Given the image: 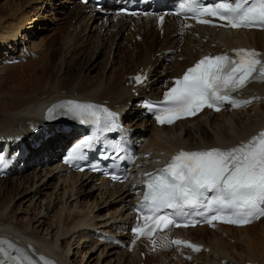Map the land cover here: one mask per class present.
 Listing matches in <instances>:
<instances>
[{
    "label": "bare ground",
    "instance_id": "bare-ground-1",
    "mask_svg": "<svg viewBox=\"0 0 264 264\" xmlns=\"http://www.w3.org/2000/svg\"><path fill=\"white\" fill-rule=\"evenodd\" d=\"M52 1L0 0V51L12 48L13 52L17 49L15 45L25 40L29 43L32 56L42 55L28 62L30 71L25 80L7 86L8 91L0 92V141L12 139L15 142L22 137L31 144V139L37 137L40 130L50 131L51 127L42 121L45 106L65 97L107 104L125 111L123 119L127 127L140 138L147 137L143 148L151 155L149 166L180 149L231 148L264 131V83L252 85L242 93L246 98L239 100L250 101L243 108L220 114L204 112L193 120L181 121L171 127L159 128L139 117L129 119L131 109L126 111L129 108L127 101L135 99L133 91L142 96H159L162 90L171 85L174 77L204 55L229 53L234 48L247 46L261 50L264 58V32H232L220 27L198 26L185 29L184 23L174 17L167 18L163 31L157 28L152 18L131 25L129 18L120 17L117 22L110 20L99 25V16L87 14L85 7L68 0L64 3V9L68 10L72 4L75 6L65 16L67 30L70 31L64 48L66 55L77 52L81 44L86 45L92 40L91 35L97 33L99 40L96 41L94 56L101 54L108 45L110 57L107 62L117 63L121 67L129 66L127 69L120 67L118 79L102 77L93 80L85 76L71 79L68 76L72 65L61 62L63 68L66 65L63 73L67 74L62 77L60 72L63 69L56 64L55 55L46 52V42L38 36L40 21H58V10ZM81 15L85 17L79 22ZM42 28L46 29V26ZM137 36L140 41L135 40ZM182 39L184 43H181ZM181 47L180 55L173 58L164 77L156 75V66L164 64L162 60L171 58L170 54ZM8 66L0 65V91L5 81L3 72L11 69ZM88 68L92 71L95 66L89 65ZM138 73L148 77L150 94L145 93L146 89L135 86L134 75ZM115 80L117 82L112 84ZM66 139L64 134L50 139L47 143L49 147L37 152V166L44 167L45 159L53 161L54 154ZM40 155L44 157L40 158ZM47 178H55L63 185L60 196L58 199L56 197L58 201L53 202L52 208L51 204L47 206L44 217H40L43 207L35 211L34 217L22 210L25 216L20 217L18 213L24 201L29 202L26 209L31 208L40 188L46 187ZM20 195L23 202L19 211L13 213L10 206L15 196ZM81 198L82 204L79 201ZM134 198L131 187H110L105 182L96 183L87 175L67 176L58 171L53 162L49 168H41L40 172L0 180V230L13 232L28 248L38 245L63 264H264V220L243 228L216 226L215 230L207 227L181 229L178 232L182 236L192 239L201 247L200 251L186 252V259L183 256L175 259L166 233L162 234L160 242V245L164 242L165 246L155 256L149 253L148 241L139 243L132 253L114 243H99L98 238L104 233L126 240L122 233L131 221ZM55 206L59 209L51 216ZM49 217L52 220H48ZM260 225L261 231L254 230ZM143 252L146 253L145 260L141 257Z\"/></svg>",
    "mask_w": 264,
    "mask_h": 264
},
{
    "label": "snow or ice",
    "instance_id": "snow-or-ice-1",
    "mask_svg": "<svg viewBox=\"0 0 264 264\" xmlns=\"http://www.w3.org/2000/svg\"><path fill=\"white\" fill-rule=\"evenodd\" d=\"M179 8L177 15L191 13V18L200 24L264 29V0H217L207 5L202 0H183ZM205 17L224 23L215 25L212 19ZM163 19L160 17L161 23ZM233 52L234 56H204L189 67L164 93L162 101L147 105L155 113L156 121L161 125H171L177 120L196 116L205 108L219 112L225 102L234 107L249 103L235 100L232 94L253 80L264 81V58L255 50L241 48ZM134 79L142 83L145 77L138 75ZM57 107L65 109L62 114L79 123L94 126L93 133L72 148L66 161L69 163L84 159V149L92 148L100 140V134L120 127L118 114L103 106L69 101ZM49 118H53L51 110ZM114 147L119 150L118 146ZM3 164L4 158L0 156V165ZM145 175L148 177L147 192L137 208L143 213L144 224L138 223L132 229L137 239L142 236L152 239L154 232L170 226H194L200 222L191 220L181 225L170 215L161 214L165 209L180 215L189 214L185 209L192 210L194 215L203 216L204 222L209 224L217 220L236 225L251 223L253 219L264 216V131L227 149L180 150L163 168ZM112 179L119 178L113 176ZM152 243L155 245L156 241L153 239ZM171 243L201 250L199 246L179 239ZM0 244L8 245V248L0 247V256L4 257L0 264L8 261L36 264L26 255H12L8 249L14 246L8 241L0 240ZM41 260L43 264H54L43 257Z\"/></svg>",
    "mask_w": 264,
    "mask_h": 264
},
{
    "label": "rangeland",
    "instance_id": "rangeland-1",
    "mask_svg": "<svg viewBox=\"0 0 264 264\" xmlns=\"http://www.w3.org/2000/svg\"><path fill=\"white\" fill-rule=\"evenodd\" d=\"M53 1H54L53 4L54 5L56 4L55 5L56 9L58 11H62L63 13L59 14L58 11H57L58 21L57 20L54 21V22H48V20L40 21L38 24H39V27H41V28L38 31V36H39V39L42 38L44 40V43L46 42V48H45V49H47L46 52L50 51V53L52 52V54L55 55L56 64L59 66V69H63L62 72H60L62 77H64L67 74L63 73L64 72V68H66V65L63 68L62 65H61V62H63V63L66 62L67 65H70V64L72 65V69H71L70 74L68 76V78H71V79H75V78H78L80 76H85L86 78H89V79L92 78L93 80L102 79V77L103 78H106V77H109V78L113 77L114 78L115 77V79H118L119 78L118 77L119 76V72L121 71L120 69L122 67L127 69V67H129V66L125 65V66L121 67L117 63H112V64L108 63L107 61H108V59L110 57V55H108V52H109L108 45H107L106 48H104V50L101 52V54H99L98 56H96V55L94 56V54H95V49L94 48H95L96 44H98V42H96V41L99 40V39H97V33H95L96 35L95 34L91 35L92 40L90 42L86 43V45L81 44L80 48H77L78 49L77 52H74V53H71L69 55H66V52H65L64 48H65V44L67 42V37H68L70 31L67 30L68 29V26H67L68 24L66 22L67 17H65V16L68 15V13H69L68 11L72 10L71 8H73L75 5L72 4L71 7L69 6V8L67 10V8L64 9L63 7L65 6L64 3L67 2L68 0H53ZM84 17L85 16L81 15V19H79V22H81L84 19ZM99 25H100V22H99ZM45 26H46V29L42 28V27H45ZM50 27H51V30H50ZM83 29L85 30V28H83ZM35 36H37V35H35ZM135 40L140 41V37H136ZM184 41L185 40L182 39L181 43H184ZM182 47H183V44H182ZM182 47H181V49L176 50L177 54H175L176 53L175 51H174L175 53L173 52L172 54H170V56L172 58L163 59L162 60L165 65L164 64H158L156 66L157 67V69H156L157 73L155 72L156 75L161 76V78L164 77V75L166 74V71L169 69L170 64L172 65V63H173V58H175V57L177 58V55H180ZM153 56H154V54H152V57ZM40 57H42L41 54H35V56H30L29 57L30 60L28 62H30L31 59H35V58L38 59ZM117 59H120V56L119 57L117 56ZM28 62L25 63L24 65L23 64L16 65V66L13 65L15 67L8 66V68L10 67L11 69H9V70L7 69V71L3 72V76L4 77H2V78L5 79V81H4V83L2 85H4L5 87L4 86L1 87V91H0L1 93L4 92V91H8L7 90L8 89L7 86L10 87V86L14 85L15 83L17 84L20 80L22 81V80H25V78H27L26 76H28V73L30 71V66H29L30 64ZM27 64H29V65H27ZM96 64H97V66H96ZM167 64H169V65H167ZM89 65L95 66L94 70H92V71L89 70V69H91V68H88ZM73 66H75V67H73ZM110 67H112V68L110 69ZM63 74H64V76H63ZM155 74L153 76V79L156 76ZM61 75H59V76H61ZM115 82H117V81L115 80V81H113L111 83L113 84ZM146 92L149 93V91H146ZM137 94L138 93L134 94L135 97H136ZM133 102H135V99H133L132 101H127L128 107L133 106L131 104ZM129 109H131L130 110V112H131L130 116H132L133 115L132 107H130ZM135 118H133V119H135ZM42 157H44V156H42ZM42 157H40V158H42ZM47 168L48 167H46V169ZM36 171L40 172V168H38V169L36 168L35 170L30 169L24 176L31 175L33 172H36ZM10 179H12V178H10ZM60 184H62V183H59V181L57 179H55V178L51 179V180L47 178V180L45 182V186L46 187L45 188H40L42 192L40 191L38 196L35 198L33 204L31 205V208H29V209L27 208L26 209V207L29 204V202L27 200L24 201V203L22 204V206L20 208V213H18L20 215V217H24L25 216V214H23V212H21L22 210L26 211V215L34 217L35 213H36L35 211L40 209V207L41 208L43 207V210H44L43 211V215L40 216V217H44V215H46L45 213L47 212V206H49L51 204V208H52L53 202H57L58 201L57 199L60 196V194L62 192V188H63L62 187L63 185H60ZM56 197H57V199H56ZM50 200H51V202H50ZM79 201L82 204L83 198H81V200H79ZM22 202H23V196H21V195L18 196V197L15 196V199L13 200V202H12V204L10 206L13 209V213H17L19 211V206H20V204ZM85 202L86 201H84V203ZM73 203L74 202H72V204ZM42 205H44V206H42ZM33 207H34V209H33ZM55 207L52 210L51 216L53 214H56V211H58V209H59V207H57V206H55ZM45 217H47V216H45ZM48 220H52V218L49 217ZM262 225L264 226V224H262ZM254 230L261 231L262 230V226L261 225L257 226V228L254 229ZM193 234L195 236L199 237L196 232H194ZM206 234H208V233L206 232ZM210 236H211V234H210ZM151 253H152L153 256H155L154 255L155 253L154 254H153V252H151Z\"/></svg>",
    "mask_w": 264,
    "mask_h": 264
}]
</instances>
